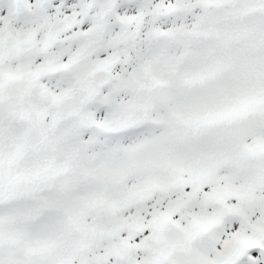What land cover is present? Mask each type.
Segmentation results:
<instances>
[{
    "label": "snow or ice",
    "instance_id": "1",
    "mask_svg": "<svg viewBox=\"0 0 264 264\" xmlns=\"http://www.w3.org/2000/svg\"><path fill=\"white\" fill-rule=\"evenodd\" d=\"M0 264H264V0H0Z\"/></svg>",
    "mask_w": 264,
    "mask_h": 264
}]
</instances>
